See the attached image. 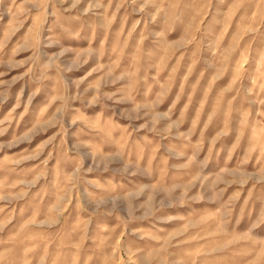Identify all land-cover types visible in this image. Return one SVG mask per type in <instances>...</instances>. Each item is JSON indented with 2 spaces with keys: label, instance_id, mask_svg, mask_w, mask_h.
<instances>
[{
  "label": "rangeland",
  "instance_id": "rangeland-1",
  "mask_svg": "<svg viewBox=\"0 0 264 264\" xmlns=\"http://www.w3.org/2000/svg\"><path fill=\"white\" fill-rule=\"evenodd\" d=\"M0 264H264V0H0Z\"/></svg>",
  "mask_w": 264,
  "mask_h": 264
}]
</instances>
